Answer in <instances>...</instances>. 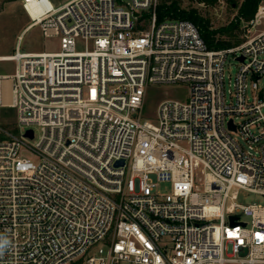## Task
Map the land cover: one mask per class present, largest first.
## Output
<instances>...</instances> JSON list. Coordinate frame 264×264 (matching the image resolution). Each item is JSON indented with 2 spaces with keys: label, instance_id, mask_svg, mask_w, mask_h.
Segmentation results:
<instances>
[{
  "label": "built area",
  "instance_id": "1",
  "mask_svg": "<svg viewBox=\"0 0 264 264\" xmlns=\"http://www.w3.org/2000/svg\"><path fill=\"white\" fill-rule=\"evenodd\" d=\"M39 1L22 5L59 48L0 55V109L24 127L0 125V264H264V201H236L264 199V1L220 48L157 0ZM179 83L143 120L147 87Z\"/></svg>",
  "mask_w": 264,
  "mask_h": 264
},
{
  "label": "rangeland",
  "instance_id": "2",
  "mask_svg": "<svg viewBox=\"0 0 264 264\" xmlns=\"http://www.w3.org/2000/svg\"><path fill=\"white\" fill-rule=\"evenodd\" d=\"M51 1L54 5H57V2H61L62 0ZM240 1L238 0V2ZM180 5L186 9L196 8L202 15L210 19L213 27L226 24L237 16L236 4L233 3L230 6L225 0H219L213 5L203 4L196 0H180ZM28 23H30V18L23 8L22 0H0V55L12 54L16 45H18L21 51H54L59 48L58 38L43 35L39 25H32L23 30ZM77 48L82 49L80 43H78ZM15 68L16 61L0 60V75L12 74ZM237 68L238 63L229 58L223 70L226 91L230 87L229 82L232 83L234 81ZM262 83L263 79H258V84L262 85ZM247 90L250 92V82ZM187 96L188 85L185 83H179L177 85H149L141 110L142 119L151 123H157V106L162 100L177 99L183 101L187 99ZM0 125L14 135H18L24 129V127H18L16 111L11 107H3L0 109ZM39 134V129L35 128V136L32 142L38 139ZM233 135L244 144L238 133H234ZM24 154L29 156L28 152H24ZM33 160L36 161V158H33ZM168 189V185L159 184L158 186V190L161 192H165ZM255 199L264 201L263 197L241 189L238 192L236 201L241 204H246ZM241 219L249 220L244 215H241Z\"/></svg>",
  "mask_w": 264,
  "mask_h": 264
},
{
  "label": "trees",
  "instance_id": "3",
  "mask_svg": "<svg viewBox=\"0 0 264 264\" xmlns=\"http://www.w3.org/2000/svg\"><path fill=\"white\" fill-rule=\"evenodd\" d=\"M200 3L213 5L219 0H196ZM230 6L235 3L237 16L228 23L213 27L210 19L202 15L196 8H183L180 0H157L156 20L164 18H183L193 22L200 36L209 48H220L234 45L242 41V21L248 20L254 13L259 2L264 0H225Z\"/></svg>",
  "mask_w": 264,
  "mask_h": 264
},
{
  "label": "bare ground",
  "instance_id": "4",
  "mask_svg": "<svg viewBox=\"0 0 264 264\" xmlns=\"http://www.w3.org/2000/svg\"><path fill=\"white\" fill-rule=\"evenodd\" d=\"M44 2L47 3L46 1ZM26 9L33 18H36L42 10V3H40L39 0H29V2L26 4ZM4 83L8 84V80H5ZM6 99H8V94L6 95Z\"/></svg>",
  "mask_w": 264,
  "mask_h": 264
},
{
  "label": "clouds",
  "instance_id": "5",
  "mask_svg": "<svg viewBox=\"0 0 264 264\" xmlns=\"http://www.w3.org/2000/svg\"><path fill=\"white\" fill-rule=\"evenodd\" d=\"M11 245V241L3 234H0V254Z\"/></svg>",
  "mask_w": 264,
  "mask_h": 264
},
{
  "label": "crops",
  "instance_id": "6",
  "mask_svg": "<svg viewBox=\"0 0 264 264\" xmlns=\"http://www.w3.org/2000/svg\"><path fill=\"white\" fill-rule=\"evenodd\" d=\"M50 1H51V0H50ZM66 1H68V0H62L61 2L58 1L56 6H59V5L63 4V3L66 2ZM51 2H52V1H51ZM30 26H32V25H31L30 23H28V24L24 27L23 30L27 29V28L30 27ZM16 46H17V45H16Z\"/></svg>",
  "mask_w": 264,
  "mask_h": 264
},
{
  "label": "water",
  "instance_id": "7",
  "mask_svg": "<svg viewBox=\"0 0 264 264\" xmlns=\"http://www.w3.org/2000/svg\"><path fill=\"white\" fill-rule=\"evenodd\" d=\"M241 59V58H240ZM229 125L231 126V127H233L232 126V124H231V121H229ZM26 134L28 135V136H32V130L31 129H28L27 131H26ZM230 219H232V217H230Z\"/></svg>",
  "mask_w": 264,
  "mask_h": 264
}]
</instances>
